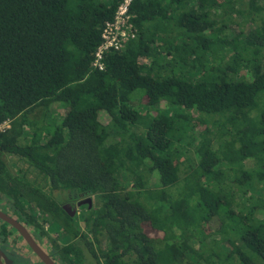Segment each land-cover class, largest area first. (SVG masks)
Segmentation results:
<instances>
[{"label": "trees", "instance_id": "16d2710c", "mask_svg": "<svg viewBox=\"0 0 264 264\" xmlns=\"http://www.w3.org/2000/svg\"><path fill=\"white\" fill-rule=\"evenodd\" d=\"M121 1L0 0V197L79 238L66 248L76 262L87 251L94 264H264V0H134L137 35L100 71L101 29ZM237 17L250 28L229 40ZM52 104L50 122L34 120ZM61 192L99 199L84 233Z\"/></svg>", "mask_w": 264, "mask_h": 264}, {"label": "flooded vegetation", "instance_id": "af4514ba", "mask_svg": "<svg viewBox=\"0 0 264 264\" xmlns=\"http://www.w3.org/2000/svg\"><path fill=\"white\" fill-rule=\"evenodd\" d=\"M61 194H56V196ZM88 198H92V207L89 204L79 206ZM0 197V212L10 219L17 221L27 232L37 249L48 257L50 264H94L96 260L87 251H83L84 257L80 262H76L74 257L67 256L66 248L69 245H79V238L67 237V243H61L63 237V227L56 221L45 222L46 217L35 210H28V214L18 208L14 209L6 205ZM94 196L87 194L66 193L65 198H61L62 210L75 221L76 228L84 233L85 225L79 227V216L88 213L96 208ZM26 211V210H25ZM27 212V211H26ZM36 220V221H35ZM84 221V218H83ZM48 224V225H47ZM50 227V229H49ZM54 228V229H53ZM66 240V237H65ZM82 246V243L80 244ZM0 249L8 258V264H48L32 247L24 235L14 225L0 217ZM85 250V249H83Z\"/></svg>", "mask_w": 264, "mask_h": 264}, {"label": "rangeland", "instance_id": "374dc122", "mask_svg": "<svg viewBox=\"0 0 264 264\" xmlns=\"http://www.w3.org/2000/svg\"><path fill=\"white\" fill-rule=\"evenodd\" d=\"M262 5H264V3H262ZM243 17H237L236 19H235V21H233L232 23H230V24H228V30L226 31V35H227V37L229 38V40L230 39H232V38H234L235 36H237L240 32H247V28H250V26L249 25H241L240 23L242 22V19ZM163 58V60H164V56L162 57ZM188 77L190 76V77H192V78H194V77H197L196 75H194V74H191V75H187ZM141 93H143V91H136V93H134V96H133V98H132V102H134L135 100H138L139 99V95L141 94ZM135 103H137V102H135ZM138 111H140L141 113H143V114H145V111H148V109H146V106H143L141 103H138L136 106H134ZM60 109H61V107H59L58 105H56V104H52L50 107H49V109L48 110H46V111H48L47 113H46V117L44 118L43 117V112L42 111H37L36 113V117H34V120H39V121H41V122H44L45 121V123H47V122H50V120H51V117H52V115L53 114H55V113H58L57 111H59L60 112ZM191 115H195V118H200V119H204V120H206L208 123H214V120L215 119H212V118H209V117H206V116H198L196 113H193L192 112V114ZM152 118V117H151ZM150 118V119H151ZM219 122V121H218ZM37 123H38V121H37ZM195 123V126H194V128L197 130V133L199 134V132L202 130V128L203 127H201L202 125L200 124H198L197 122H194ZM197 123V124H196ZM210 128L212 127V125H208ZM139 127H137V129H138ZM217 129H218V124H216L215 126H214V129H213V131H214V134H217L218 133V131H217ZM227 139H229V136H226V138L224 137L223 138V140H227ZM194 150H195V148L193 147V146H191V149H190V151L188 152V151H183V153H182V156L184 157V158H186V156L188 157V162H192L193 160H194V158H195V156H193V153H194ZM191 154V155H190ZM5 160H6V162H7V164H8V166H9V169H10V171L14 174V175H19L20 177L21 176H26L28 179H33L34 177H35V174H36V172H35V170L33 169V168H30V167H28L24 162H21V161H19V159L17 158V157H11V156H6L5 157ZM189 163H186V165H188ZM245 166H246V168L247 169H253L254 168V164H253V161H246L245 163ZM194 165V164H193ZM20 168H22V171H20ZM121 179H122V182H124L125 180H124V177L123 176H121ZM258 190H252V191H250L249 192V195L248 196H250V195H254L255 197H259L260 196V194H261V191L259 190V187L257 188ZM260 192V193H259ZM175 194H177L176 192H174ZM59 194H61V198L63 199V198H65L66 197V192H61V193H59ZM56 195V194H55ZM94 201L96 202V205L98 206L99 205V199L97 198V197H95L94 196ZM238 201H241V202H245V201H247V199H242L241 200V198H240V200H238ZM235 209H237V207L235 208ZM260 217L262 216V217H264V214H260L259 215ZM261 217V218H262ZM83 218H84V215H80L79 216V223H78V225H79V227H82L83 226ZM50 223V222H49ZM48 225V224H47ZM210 227L213 229V230H215V229H217L218 227H219V221H218V219L217 218H215V219H213L212 221H211V223H210ZM49 229H50V227H49ZM54 229V228H53ZM60 241H61V243H67L68 242V240H67V237H66V240H65V237H61L60 238ZM209 242H210V240H209Z\"/></svg>", "mask_w": 264, "mask_h": 264}, {"label": "built area", "instance_id": "2783aa9c", "mask_svg": "<svg viewBox=\"0 0 264 264\" xmlns=\"http://www.w3.org/2000/svg\"><path fill=\"white\" fill-rule=\"evenodd\" d=\"M134 0H122L117 7L114 18L107 21L101 29V43L96 49L94 68L100 71L105 69L104 59L110 51H121L125 45L137 35L132 25L133 15L131 7ZM11 127V121L0 124V134Z\"/></svg>", "mask_w": 264, "mask_h": 264}, {"label": "water", "instance_id": "95a60500", "mask_svg": "<svg viewBox=\"0 0 264 264\" xmlns=\"http://www.w3.org/2000/svg\"><path fill=\"white\" fill-rule=\"evenodd\" d=\"M84 204H89L90 208L92 207V198H88L85 201H83L82 203H79V206L84 205ZM0 217L6 221H8L9 223H11L12 225H14V227H16L23 235L24 237L28 240V242L32 245V247L37 251V253L48 263L50 264V261L48 259V257H45L36 247V245L33 243V241L30 239V237L28 236L26 230L15 220L10 219L8 216H6L5 214L0 212ZM8 258L5 256V254L2 252V250L0 249V264H8Z\"/></svg>", "mask_w": 264, "mask_h": 264}]
</instances>
